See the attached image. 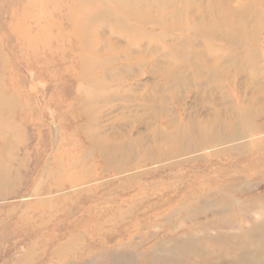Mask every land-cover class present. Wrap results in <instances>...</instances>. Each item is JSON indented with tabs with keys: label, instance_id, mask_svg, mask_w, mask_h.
Returning a JSON list of instances; mask_svg holds the SVG:
<instances>
[{
	"label": "rangeland",
	"instance_id": "374dc122",
	"mask_svg": "<svg viewBox=\"0 0 264 264\" xmlns=\"http://www.w3.org/2000/svg\"><path fill=\"white\" fill-rule=\"evenodd\" d=\"M195 3L198 11L208 4ZM192 6L188 0H0V164L7 171L0 181V264H216L224 251L212 247L213 238L250 230L263 218L264 132L257 131L263 117L251 125V137L121 174L104 172L83 139L78 103L87 97L97 96L93 108L112 94L128 100L99 116L106 133L116 134L128 130L125 119L140 116V101L164 96L156 71L176 65L166 56L180 52L184 41L205 43L172 29L176 12ZM14 26L46 38L47 50L37 42L32 66L24 46L16 49ZM256 38L236 41L245 51L259 48V57L241 58L255 69L228 67L226 119L244 117L246 106L258 116L264 106V33ZM99 79L111 90H93L90 81ZM196 91L178 94L180 108L164 106L168 117L205 121L219 95L210 100L202 90L210 100L204 103ZM251 95L260 101L247 104ZM134 130L132 138L144 132ZM58 163L68 167L63 175ZM229 224L235 229L221 227ZM185 244L196 259L177 253Z\"/></svg>",
	"mask_w": 264,
	"mask_h": 264
},
{
	"label": "bare ground",
	"instance_id": "6f19581e",
	"mask_svg": "<svg viewBox=\"0 0 264 264\" xmlns=\"http://www.w3.org/2000/svg\"><path fill=\"white\" fill-rule=\"evenodd\" d=\"M188 1L193 3L192 8L176 12V16L181 18L179 17V21L172 29L174 32H194L198 36H203L205 43L200 44L195 39L184 41V45L191 42V47L188 46L189 51L185 50L186 46L183 45L180 52L169 53L166 56L168 63L176 62V65L167 64L156 71L157 77L160 79V84L156 86V89L163 92L164 96L148 98L144 102L140 101L144 103V109L139 117L125 119L124 125L128 127L126 132L106 133V127L100 124L98 119L101 118L99 116L104 110L112 107L111 103L124 101L123 105H125L128 100L112 94L111 98H101L103 99L100 102H103L102 107H92V104H97L99 101L96 99L97 96L87 97L83 102L78 103V118L84 120L81 126L83 139L89 145L91 156L103 164L104 172L112 169L115 174L126 173L132 168H139L146 163L160 164L173 161L192 154L197 149L203 151L215 145L221 146L239 141L245 136L251 137V132H256L253 127L251 128V125L253 126L258 117L264 118V106L257 107L259 109L258 116L252 114V111L246 106L243 108L244 117L226 119L225 105L229 102L227 101L229 96L225 93V86L222 85L225 82V77L229 75V66L236 68L238 72L257 68V64L253 61L241 58L246 56L258 58L259 48L252 45L249 51H245L244 48H238L239 44L236 41L249 36L254 43H257L256 37L264 33V0H207L206 8L199 11L194 7L195 0ZM229 2H235L236 8L228 5ZM188 20L192 21L189 26H187ZM255 23L258 24L257 27L251 28L250 32L247 31L248 24ZM12 29L15 34L13 38L16 40V49L20 50L21 45L24 46L30 58L28 66H32L37 42L40 43L42 53H44L47 50L46 38L40 34V42L36 36L31 38L28 31L22 27L14 26ZM42 38L45 39L42 40ZM218 42L222 44H217ZM178 43L182 42L178 41ZM227 51L230 53L235 51L236 56L228 58ZM91 70L92 68L88 71ZM88 71H84L81 75L83 79H87L90 75ZM136 76L138 75L133 74L129 79ZM124 81L117 79L115 82L122 84ZM90 83L93 90H111L110 83H101V79L92 80ZM193 89L197 90L195 96L201 94L202 102H210L211 97L217 96L218 93L219 96L215 98L219 101L218 109L207 112L206 120L202 123L193 121L183 123L182 118H169L171 116L168 115V106L174 105L180 108L182 101L178 94L186 95ZM205 89L208 90L210 100H204L203 93H200ZM89 98L90 101H88ZM259 101L256 96L251 95L247 104ZM152 110L154 113L151 112ZM166 118H169L168 124L162 126V121ZM137 126H142L144 132L136 131L135 137L132 138L131 132L135 131ZM248 128L249 130H247ZM257 131L263 133L264 124ZM61 149L58 148L55 153L57 162L62 159ZM228 152H234V149ZM65 168L58 163L57 174L63 175L66 169L68 170V167ZM6 176L7 171L0 164V181L5 180ZM221 227L235 229V226H231V224ZM241 232L236 235L221 234L220 237L212 239V243L215 245L212 247H218L222 252L224 251L216 264H226L223 263L226 258L230 260L227 264H264V214L261 220L253 223L250 230ZM206 237L211 240L209 236ZM188 249L189 244H185L182 247H177L176 251L184 258L196 259L194 254L188 253ZM197 257L200 258V256ZM207 260L205 257L202 263Z\"/></svg>",
	"mask_w": 264,
	"mask_h": 264
}]
</instances>
